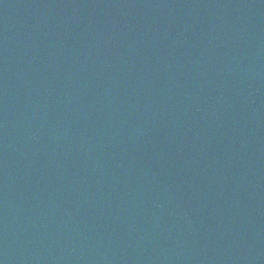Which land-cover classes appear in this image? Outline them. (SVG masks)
Instances as JSON below:
<instances>
[{
	"label": "water",
	"instance_id": "water-1",
	"mask_svg": "<svg viewBox=\"0 0 264 264\" xmlns=\"http://www.w3.org/2000/svg\"><path fill=\"white\" fill-rule=\"evenodd\" d=\"M0 264H264V0H0Z\"/></svg>",
	"mask_w": 264,
	"mask_h": 264
}]
</instances>
